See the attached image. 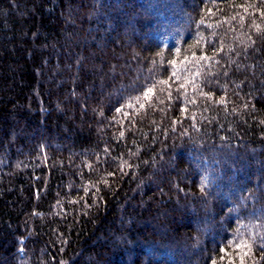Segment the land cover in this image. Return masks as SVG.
Wrapping results in <instances>:
<instances>
[{
  "label": "trees",
  "instance_id": "16d2710c",
  "mask_svg": "<svg viewBox=\"0 0 264 264\" xmlns=\"http://www.w3.org/2000/svg\"><path fill=\"white\" fill-rule=\"evenodd\" d=\"M0 264H264V0H0Z\"/></svg>",
  "mask_w": 264,
  "mask_h": 264
}]
</instances>
